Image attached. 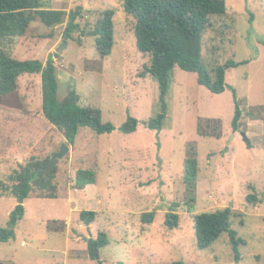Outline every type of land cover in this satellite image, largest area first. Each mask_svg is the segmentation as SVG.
I'll return each instance as SVG.
<instances>
[{"label": "rangeland", "instance_id": "rangeland-1", "mask_svg": "<svg viewBox=\"0 0 264 264\" xmlns=\"http://www.w3.org/2000/svg\"><path fill=\"white\" fill-rule=\"evenodd\" d=\"M42 1L54 10L80 7V27L86 30L103 9L115 7L114 44L103 60L90 37H81V45L63 42L65 24L50 29L32 22L23 37L0 45L20 61L52 58L58 101L74 91L79 106L99 109L101 122L114 130L98 135L79 129L57 163L58 198L23 202V219L10 229L13 237L0 242V264H236L227 233L205 250L196 246L193 216L224 208L236 214L229 225L241 240L237 264H264V0H223L225 14L211 17L202 33L201 62L211 77V69L228 61L240 65L226 70L221 94L175 67L160 131L146 125L159 112L158 84L145 73L148 57L137 51L133 18L119 0ZM17 85L0 99V178L32 157L43 161L65 142L42 116L40 75L23 74ZM235 103L241 111L237 131L232 128ZM128 117L138 124L134 133L124 134ZM190 151L198 162L192 196L182 176ZM79 169L93 172L94 184L75 189ZM252 194L256 204L247 203ZM189 197L195 200L190 213L184 205ZM175 204L181 205L175 211L179 226L170 230L165 214ZM14 205L11 197L0 198L1 228H9ZM83 210L96 214L89 227L79 218ZM145 212L155 213L152 224L142 223ZM98 233L109 242L91 259L84 238Z\"/></svg>", "mask_w": 264, "mask_h": 264}, {"label": "trees", "instance_id": "trees-1", "mask_svg": "<svg viewBox=\"0 0 264 264\" xmlns=\"http://www.w3.org/2000/svg\"><path fill=\"white\" fill-rule=\"evenodd\" d=\"M119 7L133 18L132 29L137 51L148 57L149 63L145 73L158 84V109L155 117L146 125L151 130L160 131L167 116L166 95L172 70H180L196 75L197 83L212 94H221L225 89V72L240 64L228 61L224 66L211 69L213 77L201 62L202 33L210 27V18L221 16L226 12L223 0H119ZM115 7L103 9L97 14L95 23L89 30L81 29L82 9L77 7L70 11L54 10L50 4L42 0H0V45L15 38H21L32 22L39 21L47 28H55L65 24L63 42L74 40L81 45V37L94 40V48L98 57L103 60L111 54ZM80 35L76 39L74 33ZM23 74L40 75L41 79V111L43 118L60 132L64 143L73 145L80 128L87 127L94 133L109 134L114 130L110 123L101 122V112L97 108L81 107L78 96L70 92L62 101H58L57 68L52 58L43 63L37 59L20 61L0 50V99L17 90V81ZM241 111L235 103L232 120L234 131L239 129ZM137 120L128 117L121 126L124 134L136 131ZM216 121L215 127H219ZM219 135H216L218 137ZM248 144V141H246ZM43 161L30 158L26 163L16 164L11 173L0 178V198L11 197L15 205L9 213V228L0 227V242H7L13 237L10 229L23 219V202L27 199H57L59 184L57 183L58 160L52 168L42 171L41 167L50 159ZM182 176L189 195L195 193L198 181V162L191 151L183 161ZM95 175L89 170L79 169L75 173L74 188L81 189L85 185L94 184ZM248 204L258 202L255 194L246 197ZM194 198L189 197L184 203L190 213L194 208ZM179 204L173 205L165 214V226L176 229L179 217L175 211ZM154 212L141 215L143 224H152ZM236 215L231 208L204 212L193 216V228L198 250H205L217 241L221 234L227 233L235 253L236 264L239 261L237 250L241 240L231 230L229 222ZM92 211H80L79 218L87 226L95 219ZM241 216V215H240ZM105 233H98L96 238L86 242L91 259L98 258V250L108 245ZM169 264H184L171 262Z\"/></svg>", "mask_w": 264, "mask_h": 264}, {"label": "water", "instance_id": "water-1", "mask_svg": "<svg viewBox=\"0 0 264 264\" xmlns=\"http://www.w3.org/2000/svg\"><path fill=\"white\" fill-rule=\"evenodd\" d=\"M58 54L61 53V49H58L57 51ZM242 136L244 137V140L246 141L247 138L244 134H242ZM69 151V146L67 144H62L59 148V150L55 153H53V155L50 157V159L48 161H46L44 163V165L41 167L42 171H47L50 168L53 167L54 163L56 160H62L64 158V156L68 153ZM11 234H13V232H10ZM89 238H91V235H89ZM89 238H84L85 241H87ZM98 264H102L101 262H99Z\"/></svg>", "mask_w": 264, "mask_h": 264}, {"label": "crops", "instance_id": "crops-1", "mask_svg": "<svg viewBox=\"0 0 264 264\" xmlns=\"http://www.w3.org/2000/svg\"><path fill=\"white\" fill-rule=\"evenodd\" d=\"M55 10H58V9H55ZM69 202H70V199H69ZM64 220H65V219H64ZM16 226H17V225H16ZM88 227H89V225H88ZM13 234H14V233H13ZM31 235H32V234H31ZM92 238H94V237L92 236ZM21 246H26V242L23 241V242L21 243Z\"/></svg>", "mask_w": 264, "mask_h": 264}]
</instances>
